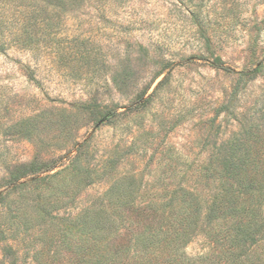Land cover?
<instances>
[{"label": "rangeland", "instance_id": "374dc122", "mask_svg": "<svg viewBox=\"0 0 264 264\" xmlns=\"http://www.w3.org/2000/svg\"><path fill=\"white\" fill-rule=\"evenodd\" d=\"M38 5L0 0V264L78 256L65 235L106 192L171 189L178 166L264 128V0H96L63 27L86 46L52 43ZM22 20L40 46L13 41Z\"/></svg>", "mask_w": 264, "mask_h": 264}, {"label": "trees", "instance_id": "16d2710c", "mask_svg": "<svg viewBox=\"0 0 264 264\" xmlns=\"http://www.w3.org/2000/svg\"><path fill=\"white\" fill-rule=\"evenodd\" d=\"M43 1L33 15L46 17L52 43L62 45L56 39L60 33L75 46L89 44L88 38L63 27L96 0ZM32 26L37 29L40 22L22 20L13 41L40 46ZM4 39L0 37V51ZM48 40L45 45L51 44ZM212 64L230 70L219 59ZM68 159L61 156L41 171L49 175ZM180 166L171 189L141 195L129 177L130 188L106 192L96 208L82 212L87 220L78 237L65 235L79 253L60 264H264V128L242 127L220 152L191 162L187 170ZM18 180L12 179L13 187L25 183ZM196 240L203 242V250L192 255L187 248Z\"/></svg>", "mask_w": 264, "mask_h": 264}]
</instances>
